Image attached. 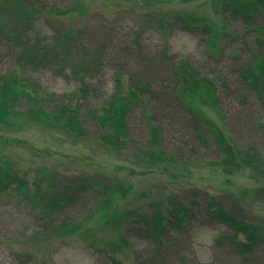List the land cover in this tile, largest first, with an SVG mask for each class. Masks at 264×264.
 <instances>
[{
  "label": "trees",
  "instance_id": "1",
  "mask_svg": "<svg viewBox=\"0 0 264 264\" xmlns=\"http://www.w3.org/2000/svg\"><path fill=\"white\" fill-rule=\"evenodd\" d=\"M194 1L140 0L139 10L161 32L177 26L196 36L203 46L202 63L216 65L229 54L234 62L229 70L213 79L191 58H177L164 48L159 58L135 63L134 71L115 72L113 90L100 105L93 106L88 94L94 88L85 79L89 63L74 55V34L58 32L46 44L32 43L28 34L41 16L62 18L74 12L76 17L83 16L84 3L75 0L60 8L40 0H0V16H8L0 24V60L5 53L14 55V67L0 69V131L36 125L83 140L88 125L95 124L102 144L112 152L127 151L136 141L133 158L141 167L161 168L162 164L201 159L227 174L248 170L263 186L242 189L240 195H227L226 200L209 196L200 203L201 190L195 189L191 197L183 199L166 195L141 204L139 199L145 196L140 195L125 205L130 189L120 179L64 176L37 169L29 181L10 158L0 155V196L20 197L37 218L34 233L10 244L19 250V257L29 261L33 254L47 255L50 248L75 237L92 251L97 264H201L188 259L182 249L184 235L199 214L229 232L226 261L264 264V229L249 221L244 209L246 202L264 201L260 144L264 138V0H210L219 22L207 13L164 8ZM54 63L72 67L71 74L79 78L74 92L55 94L22 75L26 68L37 70ZM160 82L167 85L159 86ZM139 124L143 125L140 136L136 131ZM173 128H178L179 138L184 140L176 149L165 141L166 130ZM241 136L244 142L239 141ZM203 149L210 153L203 154ZM78 203L88 206L82 216L69 211ZM135 238L144 241V247L132 245ZM215 243L222 247L221 237Z\"/></svg>",
  "mask_w": 264,
  "mask_h": 264
},
{
  "label": "rangeland",
  "instance_id": "2",
  "mask_svg": "<svg viewBox=\"0 0 264 264\" xmlns=\"http://www.w3.org/2000/svg\"><path fill=\"white\" fill-rule=\"evenodd\" d=\"M40 1L44 5L64 8L72 5L75 0ZM80 1L86 8L83 16L76 17L75 12L62 18L41 16L30 26L28 34L32 43L45 44L56 38L58 32L68 31L74 34V55L89 63V73L85 79L94 88L88 94L89 105L98 106L109 96L113 90L115 72L129 69L134 71V66L137 67L135 63L141 65L159 58L164 48L168 54L177 58H191L197 65L200 64L202 73H207L213 79L219 73L225 74L229 70L228 65L234 63L229 54L216 65L202 63L203 46L196 36L177 26L171 31L161 32L155 22L148 21L147 16L140 12V0ZM209 2L210 0H196L187 4L171 3L164 8L207 13L219 22V17L213 14ZM7 17L0 16V24H5ZM229 26H233L230 21ZM44 38H47L45 42ZM13 62L14 55L5 53L0 60V69L13 68ZM71 70L70 65L62 68L60 64L54 63L53 66L37 70L26 68L22 75L49 92L68 94L74 92L79 83V78L73 76ZM158 85L165 87L167 83L160 82ZM207 114L221 125L212 112L207 111ZM142 126H137L139 136L142 135ZM177 129L166 130L165 141L170 149L182 147L184 140L179 138ZM245 140L242 136L239 138L240 142ZM137 144L135 141L127 151L119 154L112 152L102 144L100 128L95 124L88 125V134L83 140H75L36 125L18 131H0V155L10 158L16 168L27 175L29 181L34 179L37 169L64 176L88 174L113 181L120 179L130 189L125 205L140 195L145 196L139 199L141 204L166 195L183 199L182 197H191L195 189L201 190L198 196L200 203H204L209 196L226 200L227 195H240L242 189L263 186L260 180L250 177L248 170L227 174L220 168L205 165L201 159L197 162L182 160L177 165L162 164L161 168L141 167L143 165L133 158ZM260 144L264 153V138H261ZM184 150L189 154L187 149ZM201 152L206 154L209 150L203 149ZM89 202L91 199L87 201ZM246 203L244 209L249 221L264 229V201ZM87 208V205L78 203L77 208L69 211H73L74 216H82ZM36 220L26 201L14 195L0 196V264H97L92 251L75 237L67 238L59 247L50 248L47 255L33 254L29 261L19 257V250L10 247V244L23 241L34 233ZM187 230L182 249L188 259L201 264H236L225 258V247L230 246L226 238L229 232L226 229L216 223L206 222L197 214V219ZM218 237H221L224 249L215 243ZM130 242L137 248L145 245L138 238ZM28 251L35 252L31 249ZM231 259L232 262L235 260Z\"/></svg>",
  "mask_w": 264,
  "mask_h": 264
}]
</instances>
